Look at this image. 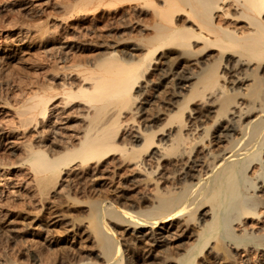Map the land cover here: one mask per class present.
<instances>
[{"label": "bare ground", "instance_id": "1", "mask_svg": "<svg viewBox=\"0 0 264 264\" xmlns=\"http://www.w3.org/2000/svg\"><path fill=\"white\" fill-rule=\"evenodd\" d=\"M123 1L132 0H84L83 3L80 2L79 7L82 8L83 5L85 9L87 8L85 6L92 5L91 8L94 10L102 5L101 9H103V6L111 7ZM134 1L151 8L156 15L155 21L151 20L154 22L153 32L150 31L151 33L146 36L141 35L139 46L135 44L133 47L135 50L139 49L138 54H129L128 57L122 55V57L121 54L110 50L107 54L103 53L106 54L104 57L98 60L99 56L97 61L95 60L94 69L77 70L82 77L81 81L66 78L60 81L58 89L49 88L50 85L47 88L44 85L41 91L32 92L28 97L26 96L27 98L25 97V101L21 104L17 113L22 117L19 118V125L23 128L30 125L32 127L44 125L45 127L51 118H55L54 122L66 120L68 123L72 122L71 119L75 114L87 117V120L84 118L86 121L80 126L70 123L69 126L78 130H76V137H71L66 133L64 137L57 139V143L48 142L47 144L41 141L35 146L27 142L23 160L32 171L36 192L41 196L47 195L50 190L57 188L56 185L59 187L63 178L62 174L72 167L78 165L80 169H87L93 163H101L114 155H117L124 164L128 163L136 167L135 170L145 172L143 174L145 178L153 177L160 158L161 160L166 159L167 163V158L170 157L174 159L173 163L177 162V168L174 171L167 167L171 169V172L166 173L167 175L163 173L165 175L161 174L156 177L158 175L156 174L154 176L156 183L151 184L152 190L155 191L157 188L155 186L159 183L160 185L155 191L156 194L152 193L151 199L153 194L155 196L149 203L147 202L148 194L144 193V195H138L137 198L134 196L136 200L132 198L133 201L132 199L126 203L123 201V205L116 201L117 199L108 198V194L104 198L100 195L90 199L88 197L87 213L83 218L87 219L85 220L90 233H93V238L96 239L95 244L99 252L96 258L94 255L95 259L88 257L86 260L73 264H122L129 258L126 257L124 246H121L122 242H119L115 233L116 225H123L132 229L134 233H140L138 237L143 240L142 242L157 248L163 246L164 239H167L166 233L169 228L167 224L176 222L177 219L179 221L180 218H184L186 223L194 220L198 228L197 231L196 228L194 229L196 231L193 234L194 239H191L192 242L189 245L188 242L187 244L179 242L177 248H180V244L188 246L181 247L183 252L176 254L178 255L176 256L177 262L173 260L174 264H193L195 260L197 263L196 258L203 253L206 246H209L211 240L214 241V246L207 249L214 251L215 248L216 252L222 251L226 256L230 245H234L233 248L240 246L243 250L251 238L254 237L255 240V237H260L261 241L250 244L254 245V250L259 248L261 251L264 248V240H262L264 234H256V228L259 225L255 228L253 223L257 222H252V226L256 229L254 233V230H249L251 225L246 224V226L250 225L247 230L248 226L247 228L244 226L245 220L241 221V219L250 221L260 219L264 216L263 210H255L258 206L249 197L247 199L244 197L241 187L249 185L247 189L246 187L243 189L248 190L251 187L250 191H260L264 195V0ZM164 56L166 58L168 56L171 61L181 60L185 56H194L196 61L201 63L197 64L198 67L202 64L204 66L198 68L195 75L188 73L187 69L179 73L174 71L172 74L175 91L177 94L185 91L182 100H179L177 104L176 101L171 100L168 103L171 108L169 107L166 112L161 109L162 112L153 114V117L151 113H147L152 118L140 124L136 123V127L132 128L134 124L133 126L132 123L128 124L127 119L126 121L123 119L124 122L120 120L121 112L125 108L135 109L134 111L138 109L132 106L137 94L138 97L141 94L139 89L135 94L136 87L151 68L152 62ZM76 66L79 65L73 64L72 68ZM39 84L42 87V84ZM215 94L216 96L211 101L213 103L210 104L207 97ZM196 97L203 102L207 101L208 107L202 108V111H195L198 108L190 109L189 103ZM55 101L58 102L59 107L55 103L56 107L53 109L52 104ZM81 105H85L87 111H79L78 108ZM89 110L91 112H88ZM138 111H142V108ZM210 114L211 123L202 122V118L207 117L208 119ZM161 115L163 117L160 118ZM134 120L131 118V121L134 122ZM221 120L224 121L221 122ZM210 129H212L211 133ZM124 130H129V132L133 130L135 133L131 131L132 133L124 134ZM208 139H210L209 143L214 141L213 144L207 143L203 151L198 149ZM154 148L156 149L153 151ZM190 152H193L190 157L180 159L181 156L189 155ZM261 153L262 156H259ZM255 160L261 171L255 170V167V171H252L255 174L247 176L246 170L249 165L254 164ZM152 161L156 163L153 166ZM164 168L166 169V165ZM136 180L133 179L135 182ZM241 180H244L245 184ZM150 181L153 182L152 178ZM166 181L170 183L167 182V185L164 183ZM146 183L144 184L148 186ZM127 197L124 196L129 199ZM242 197L245 199L243 200ZM256 200L259 202V198ZM247 202L256 206L251 207L246 204ZM262 204H264V199ZM229 210L231 212L236 210V215L230 212L234 217L227 220L225 214ZM234 220L239 222L238 225L243 226L241 229L244 231L240 230L244 232L242 237L241 233L240 235L234 234L235 227L232 223ZM184 223L181 221V224L185 225ZM140 229L146 231L142 232ZM262 229L264 232V228ZM173 248H176L175 245ZM168 251L167 249L164 253L167 255L172 252L171 249L169 253ZM173 252L175 253V250ZM39 256L38 264H53V256L51 258L50 254H46V257L41 254ZM229 258L231 257L227 259ZM0 264L34 263H29V261L21 263L16 258L3 255Z\"/></svg>", "mask_w": 264, "mask_h": 264}, {"label": "rangeland", "instance_id": "2", "mask_svg": "<svg viewBox=\"0 0 264 264\" xmlns=\"http://www.w3.org/2000/svg\"><path fill=\"white\" fill-rule=\"evenodd\" d=\"M82 1L84 0H0V161H2L0 162V253H2L0 255H9L10 257L16 258L21 263L29 261V263L38 264L40 254L44 255L43 257H46V254H50L51 258L53 256V264H73L80 260H86L88 257L94 258V255L96 258L99 252L97 244H95L96 239L95 237L93 238V233H90L89 226L87 225L88 223L86 222L87 219L85 218V220L83 218L87 213L86 208L88 205L86 201L88 197L90 199L91 197L95 198L100 195L104 198L108 194V198L117 199L116 201H119L121 205H123L124 202H130L132 198L136 200L138 195L148 194L147 202L149 203L154 199L156 194L155 191L158 190L157 188L160 185L159 183L155 186V188L157 187L155 191L152 190L153 186L151 184L155 182L154 178L163 173L166 174L167 172H171V169L175 171L177 168V162L176 164L173 163V158H167V163L166 159L161 160L160 158L155 174L153 177L150 176L153 180L152 182L150 181L151 178H145L143 176L145 172L138 171L137 169L135 170L136 167H132V165L130 166L128 163L127 165L124 164L117 155H114L101 163H93L94 165H91L92 168L80 169L78 165H76L77 167H72L62 174L63 178L61 179L59 187L56 185L57 188L55 187L50 190L47 195L41 196L36 192L32 171L23 160L24 154H26L25 145L27 142L35 146L36 144H40L41 141H45L47 144L48 142L57 143L61 136L64 137L66 133H68L66 135L76 137L77 128L69 126L70 123L80 126L87 120V117H80V115L75 114L74 118L71 119L72 122L68 123H66V120L54 122L55 118H51L49 121L50 124L48 122L45 126L46 128L44 125H36L35 127L30 125L23 128L19 125V120L22 117L17 113L21 108V104L32 92L41 91L44 85H46V87L50 85L48 86L49 88L58 89L62 80L66 78H74L76 81H81L82 77L77 73V70L84 68L94 69L95 66H93V64L96 63V59L99 56L98 60L104 57L110 50L115 51L117 54L119 53V55L121 54V56L125 55V57H128L129 54H138L139 49H133L135 44L139 46V39L153 32L152 24L154 22L152 21H155L156 15L151 8L141 5L138 1H123L111 7L103 6V9H101L102 5H100L94 10L91 8L92 5L85 6L87 7L85 9L83 5L82 8L79 7ZM156 1L159 2V0ZM152 13L153 18L151 17ZM103 53L106 54L104 55ZM183 59L171 61L168 59V56L167 58L164 56L152 62L151 68L149 69L150 71L148 70L144 75L145 77L139 81V86L136 87L137 91L135 94L138 93V89L141 94H139V97L137 94V98L134 100L132 106H136L138 109L134 111L135 109L129 110L125 108L122 110L123 112H121L120 120L122 119L123 121L124 119V121H126L127 119L126 122H129L128 124L132 123V126L134 124L132 128H135L136 123L140 124L150 120L154 116L153 114L161 113V109L166 112L170 107L168 103L171 102V100L176 101V104L179 100H182V95H184L183 93L185 91L177 94L173 84L174 79L172 73H174V71L179 73L187 69L186 71H189L188 73H193L195 75V72H198V68L204 66V64H202L198 67L201 63H198L194 56H185ZM73 64H78L81 67L76 66L72 68ZM69 75L71 77H69ZM39 83L42 84V87ZM86 85L88 84L86 83ZM214 96H216V94L213 96L208 95V97L206 95L210 104L213 103L211 101H213ZM58 102L55 101L52 104L53 109L56 106L59 107V104L57 105ZM206 102L196 97L189 103V108L193 110L198 108L195 111H202V108L208 107ZM166 105L167 107L165 108ZM159 107L160 109H158ZM79 108V111H87L85 105H81ZM139 108H142L144 113L138 111ZM153 108H155L156 111L155 109L153 110ZM152 111L154 112L152 113ZM88 112H91V110ZM56 113L55 111V114ZM147 113H151L150 115L152 117ZM161 117H163V115H161L160 118ZM84 118L86 119L85 121ZM131 118L135 119L134 122L131 121ZM204 118H202V122L206 121L205 123H211V114L208 119L207 117ZM144 119L145 121H143ZM222 121L224 120H221V122ZM129 130H124V134L135 133V131L131 130L132 132H129ZM209 132L211 133L212 129H210ZM209 138H211V136ZM209 141L210 139L202 143L198 149L203 151ZM213 142L209 143V145H212ZM155 149L156 148H154L153 151ZM192 154L193 152H190L189 155L184 154L181 156L183 158L180 157V159L183 160L187 156L190 157ZM195 155L198 154L195 153ZM259 156H262V153L259 154ZM253 162L251 163L253 165H249L246 170L247 176L253 173L255 174V172L252 173V171H261L259 165L256 164L257 161L255 160ZM163 163L166 165L168 171L164 168ZM155 164L156 163L152 161V166ZM2 166L5 167L3 168ZM123 166L125 169L127 167L129 168L125 170ZM164 169L166 172H164ZM155 175L156 177H154ZM133 179H137L136 182L133 181ZM146 179H150L149 181L151 183L148 180L146 181ZM254 180L255 179H253V181ZM169 181L164 183H170ZM243 181L244 180H241V182L245 184ZM145 182H147L146 184H148V186L144 184ZM164 183L163 185L166 186ZM246 184H249V182H246ZM149 185H151V187ZM244 186L246 187V185ZM245 187H241V190L246 193H243L244 197L246 199L249 197V199L255 202L258 206L255 207V210L261 209L264 214V204H262L264 195L261 194L260 191H254L255 193L250 191L251 187L248 190H244L243 188ZM247 187H249V185H247ZM247 187L245 189H247ZM154 192L155 194H153L154 196H152L153 198L151 199V195ZM252 192L253 195L251 194ZM123 195L126 197L128 196L127 198L129 199L124 198ZM131 195H133V197ZM257 196L260 203L256 200L258 199ZM244 197H242L243 200L245 199ZM246 204L251 205L249 202ZM256 205H251V207ZM230 212L229 210L225 214V219H232L234 217L233 214L236 215V210L235 212H231L233 213L232 215ZM180 219V222L177 219L175 220L176 222L173 221L167 224L169 226L168 232L166 233L167 239H164L163 243H165L161 246L166 248H154L150 246L149 243L142 242L143 240L138 237L140 233H134L132 229L124 227L123 225H116V227H114L115 233L117 234L119 242H122L121 246H124L123 250L127 255L126 257L129 258L126 259V261L124 260L122 264H174L172 262L173 260L176 263V256H178L180 252H183L182 249L184 248L183 246H185L184 244H182V246L180 244V248H183H177L179 247V242L181 241L180 243L186 244L188 242L189 245L192 242L191 239H194L193 234L198 228L194 220H191L190 223L192 224H190L188 223L189 221L186 223L184 218ZM260 219H251V221L249 219H241V221L245 220L244 226L246 228L248 226L247 230L251 225L252 228L250 227V231L254 230V233H256L257 229L256 234L262 235V233L264 234L262 229L264 228V216L260 217ZM181 221L182 223L185 222V225L181 224ZM255 221L257 223H253V226L256 228V225H259L256 229L252 226V222ZM236 222L238 221L234 220L232 222L233 227H235L234 234L240 235L241 233L240 236L242 237L244 235V232H241L244 231L241 229L243 226H240L241 224L238 225L239 222ZM246 224L250 225L246 226ZM195 228L196 231L194 230ZM261 229L262 231L260 232ZM140 230H142V232L146 231L143 229ZM255 238L257 239H255L256 241L253 237L250 239L251 241L249 240L250 242H247V245L250 246L246 245L245 247L248 249L243 247L242 250L239 246L238 248L236 247L237 250L233 248L235 247L234 245H230L226 251V253H228L226 256H224L222 251L216 252L215 248L214 251L210 248L207 249L208 247L214 246V241L212 242L211 240L208 244L209 246H206L204 249L205 252L203 251V253H201V255L199 254V257L196 258L199 262L197 261L196 263L195 260L193 264H264V248L261 249V251L259 248L255 249V252L253 248L254 245L250 244L261 241L259 240L260 237ZM262 240H264V237H262ZM174 245L176 248H173ZM250 247L253 249V252H251L252 249ZM169 248L172 252L166 255L165 251L167 249L170 251ZM244 249L247 250L245 251ZM161 250L162 253H160ZM174 250L175 253L173 252ZM213 252H215L216 255ZM159 254L164 258L162 259ZM227 256L231 258L227 259ZM31 257H34V259ZM244 261H246V263Z\"/></svg>", "mask_w": 264, "mask_h": 264}]
</instances>
